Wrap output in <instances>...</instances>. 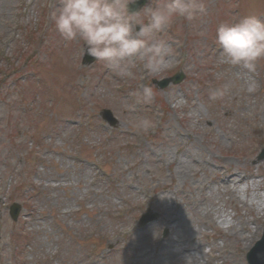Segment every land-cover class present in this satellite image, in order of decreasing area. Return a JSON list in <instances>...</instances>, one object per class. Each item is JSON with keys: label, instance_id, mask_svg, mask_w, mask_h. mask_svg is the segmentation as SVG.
I'll list each match as a JSON object with an SVG mask.
<instances>
[{"label": "rangeland", "instance_id": "rangeland-1", "mask_svg": "<svg viewBox=\"0 0 264 264\" xmlns=\"http://www.w3.org/2000/svg\"><path fill=\"white\" fill-rule=\"evenodd\" d=\"M152 1L157 6L163 0ZM202 2L206 13L175 21L171 37L157 34L168 50L162 66L148 69L137 58L132 75L122 76L104 62L80 65L82 41H65L55 30L54 1L50 7L47 0H0V264H221L219 257L223 264H245L246 236L231 238L225 229L264 218V208L245 211L224 188L205 186L219 173L200 169L184 152L210 160L223 176L227 169L264 175V159L254 160L264 145V59L254 72L231 65L215 39L221 23L247 15L264 20V0ZM138 18L147 23L145 8ZM169 54L176 60L167 61ZM175 64L172 72L184 79L161 90L150 87L152 100L144 103L136 93L150 78L172 74ZM253 82L255 91L248 92ZM213 89L222 95L210 99ZM101 108L113 111L123 137L104 146L101 131L91 128L78 147L79 128L68 121H91ZM145 118L152 125L147 130L139 126ZM98 167L104 172L97 174ZM232 189L240 194L243 184ZM182 192L195 205L184 202ZM244 196L264 204V184L248 186ZM15 200L23 210L12 222L7 208ZM146 204L161 217L173 214L175 231L159 219L138 227ZM213 229L222 233L212 237ZM190 237L197 245L190 257L182 250L178 258L166 255L174 247L171 238Z\"/></svg>", "mask_w": 264, "mask_h": 264}, {"label": "clouds", "instance_id": "clouds-1", "mask_svg": "<svg viewBox=\"0 0 264 264\" xmlns=\"http://www.w3.org/2000/svg\"><path fill=\"white\" fill-rule=\"evenodd\" d=\"M135 0H60L51 15L55 30L65 41H82V55L119 70L122 76H131L130 68L137 58L145 67L156 69L165 62L167 45L156 38L166 26L183 18L191 21L206 13L202 0H167L157 6L144 7L147 23L139 21V12H129L128 5ZM138 26V28H137ZM216 43L222 49L226 62L239 65L249 72L256 70L264 59V20L247 15L234 23H221L216 29ZM248 92L255 91L250 83ZM136 95L150 103L152 89L144 87ZM222 95L220 89L210 90V99ZM139 126L149 129L151 121L142 119Z\"/></svg>", "mask_w": 264, "mask_h": 264}, {"label": "bare ground", "instance_id": "bare-ground-1", "mask_svg": "<svg viewBox=\"0 0 264 264\" xmlns=\"http://www.w3.org/2000/svg\"><path fill=\"white\" fill-rule=\"evenodd\" d=\"M176 167H178V164L176 165ZM175 171V170H174ZM174 171H173V174H174ZM182 173V172H180ZM185 177H181V178H178V179H183ZM238 182L240 181V178L239 177H235L233 178L232 180L228 181V183H225V184H222L221 186L224 188L225 192H229L230 195H231V198L236 200V203L241 206L245 211L250 209L251 207H254V208H257V207H260V208H264V204L263 203H258V201H253L251 199H246L245 196H244V193H245V190L246 188H248V186H256V183H259L260 181L259 180H249L247 181L245 184L244 187V191L241 192L239 194V191H235L233 190L232 188H230V185L233 183V182ZM164 188L166 189L167 186H164ZM249 203V204H248ZM211 218H210V221L211 222ZM202 223H204V221H202V219L200 220ZM244 222H247L245 219L243 220ZM206 221V223H209ZM232 235H235V233H233ZM173 244L175 245L173 247V250L172 251H167L166 252V255H171L175 258H178V254L181 253V250L183 252H187L189 251L191 248H193L192 246V240H185V242H178V240H175V241H172ZM182 244H185L186 246H183Z\"/></svg>", "mask_w": 264, "mask_h": 264}, {"label": "water", "instance_id": "water-1", "mask_svg": "<svg viewBox=\"0 0 264 264\" xmlns=\"http://www.w3.org/2000/svg\"><path fill=\"white\" fill-rule=\"evenodd\" d=\"M260 247L264 249V237H263V239L260 242Z\"/></svg>", "mask_w": 264, "mask_h": 264}]
</instances>
